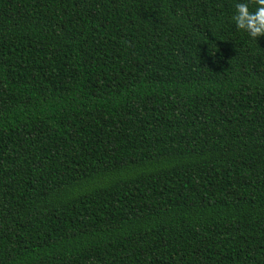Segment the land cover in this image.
<instances>
[{
  "label": "trees",
  "instance_id": "trees-1",
  "mask_svg": "<svg viewBox=\"0 0 264 264\" xmlns=\"http://www.w3.org/2000/svg\"><path fill=\"white\" fill-rule=\"evenodd\" d=\"M237 2L0 0V264H264Z\"/></svg>",
  "mask_w": 264,
  "mask_h": 264
},
{
  "label": "clouds",
  "instance_id": "clouds-1",
  "mask_svg": "<svg viewBox=\"0 0 264 264\" xmlns=\"http://www.w3.org/2000/svg\"><path fill=\"white\" fill-rule=\"evenodd\" d=\"M255 5L250 10L248 2L235 3V13L232 20L238 30H241L253 40L264 37V0H250Z\"/></svg>",
  "mask_w": 264,
  "mask_h": 264
}]
</instances>
